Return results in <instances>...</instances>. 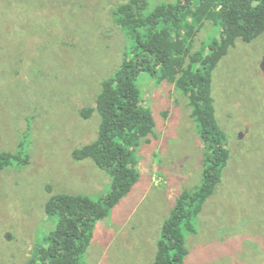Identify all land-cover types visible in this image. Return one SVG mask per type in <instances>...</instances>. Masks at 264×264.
I'll use <instances>...</instances> for the list:
<instances>
[{
	"label": "rangeland",
	"instance_id": "rangeland-1",
	"mask_svg": "<svg viewBox=\"0 0 264 264\" xmlns=\"http://www.w3.org/2000/svg\"><path fill=\"white\" fill-rule=\"evenodd\" d=\"M127 1L0 0V152L24 142L30 156L27 166L0 171V264H28L46 245L56 227L46 212L53 195L100 200L111 191L105 170L73 154L98 139L102 83L130 45L114 19ZM219 32L207 22L194 51ZM138 86L156 122L137 151L140 181L97 224L81 264H155L179 195L203 182L208 151L189 99L149 74ZM213 96L230 158L193 219L196 233L183 229L186 264H264V33L239 40L220 62Z\"/></svg>",
	"mask_w": 264,
	"mask_h": 264
},
{
	"label": "trees",
	"instance_id": "trees-1",
	"mask_svg": "<svg viewBox=\"0 0 264 264\" xmlns=\"http://www.w3.org/2000/svg\"><path fill=\"white\" fill-rule=\"evenodd\" d=\"M114 19L130 45L114 74L102 83L96 103L101 115L98 139L73 154L77 161L92 159L105 170L111 191L100 200L53 195L46 212L56 227L28 264H81L97 224L139 183L137 151L156 128L138 86L143 74L175 84L185 94L208 151L202 185L183 191L163 223L155 264H186L189 249L183 229L196 233L193 219L215 193L228 164L230 151L216 117L213 73L239 40L251 43L264 33V0H171L156 5L129 0L114 9ZM207 22L220 28V38L194 51ZM92 112L83 114L90 117ZM24 144L14 152H0V171L30 163ZM48 189L52 192L51 186Z\"/></svg>",
	"mask_w": 264,
	"mask_h": 264
}]
</instances>
